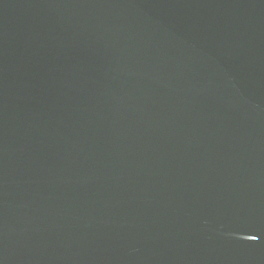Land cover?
Returning <instances> with one entry per match:
<instances>
[{
  "label": "water",
  "instance_id": "obj_1",
  "mask_svg": "<svg viewBox=\"0 0 264 264\" xmlns=\"http://www.w3.org/2000/svg\"><path fill=\"white\" fill-rule=\"evenodd\" d=\"M0 264H264V0H0Z\"/></svg>",
  "mask_w": 264,
  "mask_h": 264
}]
</instances>
